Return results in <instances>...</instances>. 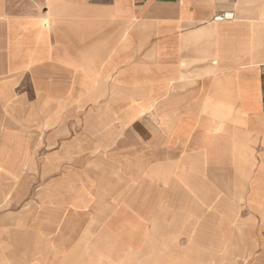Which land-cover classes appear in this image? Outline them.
I'll return each instance as SVG.
<instances>
[{
  "label": "crops",
  "instance_id": "obj_1",
  "mask_svg": "<svg viewBox=\"0 0 264 264\" xmlns=\"http://www.w3.org/2000/svg\"><path fill=\"white\" fill-rule=\"evenodd\" d=\"M90 250L264 264V0H0V264Z\"/></svg>",
  "mask_w": 264,
  "mask_h": 264
},
{
  "label": "rangeland",
  "instance_id": "obj_2",
  "mask_svg": "<svg viewBox=\"0 0 264 264\" xmlns=\"http://www.w3.org/2000/svg\"><path fill=\"white\" fill-rule=\"evenodd\" d=\"M125 236H130V235H128V232H125L124 238H126ZM89 244H90V246L95 247V246H97V240L96 239H91ZM93 256H94V252L92 250H90V257H89L90 259H89V261L85 262L84 264H99L95 258H92ZM132 259H133V257H132ZM58 264H66V262L61 261ZM67 264H69V263H67ZM124 264H130V263L127 261Z\"/></svg>",
  "mask_w": 264,
  "mask_h": 264
},
{
  "label": "built area",
  "instance_id": "obj_3",
  "mask_svg": "<svg viewBox=\"0 0 264 264\" xmlns=\"http://www.w3.org/2000/svg\"><path fill=\"white\" fill-rule=\"evenodd\" d=\"M224 19H225L224 16H220V17L215 18L216 21H222Z\"/></svg>",
  "mask_w": 264,
  "mask_h": 264
},
{
  "label": "bare ground",
  "instance_id": "obj_4",
  "mask_svg": "<svg viewBox=\"0 0 264 264\" xmlns=\"http://www.w3.org/2000/svg\"><path fill=\"white\" fill-rule=\"evenodd\" d=\"M215 243V242H214Z\"/></svg>",
  "mask_w": 264,
  "mask_h": 264
}]
</instances>
